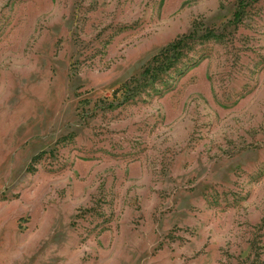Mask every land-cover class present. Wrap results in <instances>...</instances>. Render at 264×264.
<instances>
[{
    "label": "rangeland",
    "instance_id": "374dc122",
    "mask_svg": "<svg viewBox=\"0 0 264 264\" xmlns=\"http://www.w3.org/2000/svg\"><path fill=\"white\" fill-rule=\"evenodd\" d=\"M0 264H264V0H0Z\"/></svg>",
    "mask_w": 264,
    "mask_h": 264
},
{
    "label": "trees",
    "instance_id": "16d2710c",
    "mask_svg": "<svg viewBox=\"0 0 264 264\" xmlns=\"http://www.w3.org/2000/svg\"><path fill=\"white\" fill-rule=\"evenodd\" d=\"M184 47L185 42H174L162 53L155 56L151 61V65L144 71L143 78L154 81L160 74L171 70L179 60Z\"/></svg>",
    "mask_w": 264,
    "mask_h": 264
}]
</instances>
